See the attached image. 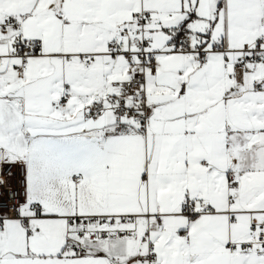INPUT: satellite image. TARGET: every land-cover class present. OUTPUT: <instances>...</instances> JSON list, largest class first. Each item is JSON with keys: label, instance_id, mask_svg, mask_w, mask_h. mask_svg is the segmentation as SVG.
<instances>
[{"label": "snow or ice", "instance_id": "obj_1", "mask_svg": "<svg viewBox=\"0 0 264 264\" xmlns=\"http://www.w3.org/2000/svg\"><path fill=\"white\" fill-rule=\"evenodd\" d=\"M0 264H264V0H0Z\"/></svg>", "mask_w": 264, "mask_h": 264}]
</instances>
